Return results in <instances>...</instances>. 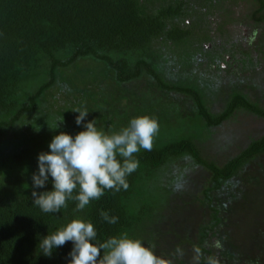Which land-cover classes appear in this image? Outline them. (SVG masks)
<instances>
[{
    "label": "trees",
    "instance_id": "trees-1",
    "mask_svg": "<svg viewBox=\"0 0 264 264\" xmlns=\"http://www.w3.org/2000/svg\"><path fill=\"white\" fill-rule=\"evenodd\" d=\"M232 2L0 0V264H68L72 242L53 249L50 257L41 253L39 242L78 217L94 224V242L128 233L154 246L171 264H197L196 248L202 253L198 264H206L208 256L219 264H264V132L249 137L221 164L209 161L198 146L208 140L209 129L238 111L264 119L259 105L264 90L258 89L264 0H255L248 18L254 22L252 32L259 27L262 35L246 49L228 41L218 44L213 30L203 26L214 15L230 21ZM221 53L241 60L243 71L230 61L227 69L221 63L213 69L215 59L224 62ZM93 62L103 64V75L94 71ZM96 86L116 97L106 112L110 116L98 120L88 113L77 125L79 113L72 109H83ZM125 96L131 105L124 112L118 100ZM60 101L66 105L54 111L51 102ZM116 115L123 118L114 120ZM141 115L158 120L160 135L151 151L136 154L140 164L128 176L127 190H106L80 212L72 201L59 213H44L33 204L38 154L49 151L55 135L75 136L92 120L111 133ZM184 122L197 128L192 135ZM197 167L206 171L200 181L192 171ZM46 190H52L51 177L35 189ZM181 204L195 208L197 216L171 220L164 229L173 208L182 212ZM101 211L118 222L104 221ZM217 240L221 248L214 246ZM177 248L183 255L176 254Z\"/></svg>",
    "mask_w": 264,
    "mask_h": 264
},
{
    "label": "clouds",
    "instance_id": "clouds-1",
    "mask_svg": "<svg viewBox=\"0 0 264 264\" xmlns=\"http://www.w3.org/2000/svg\"><path fill=\"white\" fill-rule=\"evenodd\" d=\"M79 113L75 123L81 125L88 115L86 108H74ZM63 122L59 118L55 127ZM83 131L75 136L61 131L49 145V151L38 154V171L32 175L33 204L44 213H59L75 202V211H83L94 200H99L106 190L119 192L129 188L128 176L139 168L137 155L141 150L151 151L159 133L155 117L141 115L129 120L127 126L107 133L96 127L95 120L83 124ZM51 177L52 190L44 188ZM102 219L110 224L118 217L101 211ZM97 230L91 221L75 218L39 242L41 253L51 256L53 249L72 242L68 264H171V260L156 254L154 246H145L142 240L128 233L111 236L103 242H94ZM216 248H221L219 240ZM198 264L202 253L195 249ZM183 255V250L176 249ZM206 264H219L215 256L205 258Z\"/></svg>",
    "mask_w": 264,
    "mask_h": 264
},
{
    "label": "rangeland",
    "instance_id": "rangeland-1",
    "mask_svg": "<svg viewBox=\"0 0 264 264\" xmlns=\"http://www.w3.org/2000/svg\"><path fill=\"white\" fill-rule=\"evenodd\" d=\"M242 2H237L236 6V10L233 11V15H235L236 22L232 23V18H230V25H225L223 24V26L225 27V29H221L222 33H221V37L225 40V41H229L230 39L228 37H230L231 39H236L237 41H240L238 39L237 36H235V32L237 33L238 31L236 30L237 28L234 27L236 26V24H241V26H244V24H246L247 22H250V20L248 18L249 14H251L252 10L255 8V5L257 3H255V0H241ZM234 5V4H233ZM232 5V7H233ZM237 12V13H236ZM237 14L241 15V18H238ZM245 17V18H243ZM247 17V18H246ZM227 24V23H226ZM240 29V33L242 35V29L239 27ZM256 29L258 30L257 32V38L260 37L262 34L260 33V28L256 27ZM260 35V36H259ZM236 37V38H235ZM207 48V47H206ZM261 63H259L258 67H261L263 69V74H260L261 77L259 78L261 80L260 83V88H258L259 90H264V63L262 61H260ZM95 63V69L94 71H98L99 75H103L104 69L103 68V64L98 63V62H93ZM227 63H229L228 60H224V62L222 63V68L223 69H227ZM215 68V67H213ZM243 71V69L241 67H239V69L237 71ZM87 71V70H86ZM103 71V72H102ZM90 76V73H88ZM145 80V79H144ZM143 79H141V83L144 81ZM263 81V83H262ZM102 83H104V80H102ZM134 83H130V86H133ZM220 84L224 87L225 84L221 83ZM128 85L129 89H131V87ZM127 86V85H126ZM258 86V87H259ZM127 87V88H128ZM134 87V86H133ZM96 91L92 92L86 99L85 104L83 105V108H86L88 111L89 109L86 106H90L93 108L92 111H89V115L93 118H108V116H110V114L106 113L109 112L110 113V109H111V103H112V99H115V96H111L108 94H104L103 92V88L101 89L100 86H96ZM139 90H142V86L139 87ZM112 91V90H111ZM117 91V90H115ZM123 91V90H122ZM121 91V92H122ZM254 91V90H253ZM253 91H251L249 93V98L253 101L255 100L256 96L254 95ZM115 94H120V92H116ZM61 98H66V97H62ZM122 98V97H121ZM71 102H73V99ZM65 101L66 100H62ZM81 97L79 98V101L81 103ZM119 106L124 107L127 105H131L129 103L128 97L125 96L122 99H119ZM66 105V103L63 102H58V103H54L51 102L50 107L54 110L57 111L58 106H64ZM260 106H264V101H261L259 103ZM104 109V110H101ZM125 112V110H124ZM113 113V111H111V114ZM108 114V116H107ZM100 115L101 118L99 117ZM119 118H123L122 115H116L114 120H117ZM192 122H194V120H191ZM189 122V121H188ZM100 123V122H99ZM190 125V123H189ZM187 123H183L182 127L185 128V130H187V132H189L188 134L192 135V132H195L197 128L193 127L192 125L189 126ZM191 127V130H190ZM101 130V129H99ZM210 131V135L208 140H206L205 142L199 143V147L201 148V153L203 156H205L209 161H213L215 163H223L224 161H226L228 158H230L231 156H233L238 150L237 147L240 144H243L244 141H246L249 137L253 136V138H257L259 137L263 132H264V119L258 118L255 115H252L250 113L247 112H242V111H238L237 113L234 114V116H232L231 119L223 122L222 124H220L218 127L214 128V129H209ZM158 135H160V133H158ZM192 171H196V175L193 174L195 176V178L200 181V178L202 176H205L206 171L203 170L202 168H194V170ZM189 175H191L190 173H188ZM177 207L173 208L172 210V214L169 215V218H167L166 220H170L168 223H165V226H163L164 229H168L170 226V222L171 220H175L178 221V219H182L184 218L186 215L190 216V215H194L197 216V214L194 212L193 207H189V206H184L183 204H181V209L182 212L179 214L178 211L177 213H174L176 211ZM188 211H190V213H187ZM194 213V214H193ZM193 223V221H192ZM194 224V223H193ZM244 225V224H242ZM170 239V236L169 238ZM191 254V253H188Z\"/></svg>",
    "mask_w": 264,
    "mask_h": 264
},
{
    "label": "flooded vegetation",
    "instance_id": "flooded-vegetation-1",
    "mask_svg": "<svg viewBox=\"0 0 264 264\" xmlns=\"http://www.w3.org/2000/svg\"><path fill=\"white\" fill-rule=\"evenodd\" d=\"M242 2L241 0H236V2H232L231 0H230V2H232V5H233V7H231L232 5H230L229 7H231L232 8V10L234 11V10H236V4H237V2ZM237 13V12H236ZM233 16V18H232V23L233 22H236V21H239V20H236V18H235V15H232ZM237 16H238V18H241V15L239 14H237ZM243 18H245V17H243ZM207 20H209V22L211 23V26H209L206 22H208ZM207 20H206V22H205V24L203 25V26H208L209 28H211L213 31L211 32V36H212V39H216L217 40V43L218 44H221V43H223V42H226L222 37H221V34H219L218 33V30H221V29H225V27L223 26V24H225V25H230V21H227V19L226 18H224V17H218V15H214V16H211V17H207ZM250 20V19H249ZM187 23H188V21H187ZM227 23V24H226ZM253 24H254V22L252 21V20H250V22H247L246 24H244V26H241V24H236V26H234V27H236L237 29V33L235 32V36H237L238 37V39L240 40V41H237L236 39H231V38H229L230 40L228 41V45H240V46H242L243 48H247V44L248 43H250L251 41H253L254 42V44H256V42H257V33L255 34V33H253L252 31H253ZM239 27L243 30L242 31V35L241 34H239L240 33V29H239ZM221 28V29H220ZM254 30H257V29H254ZM257 32H258V30H257ZM236 38V37H235ZM250 38V39H249ZM206 47L207 48H210L211 47V45L210 44H208V45H206ZM220 54V53H219ZM257 54V53H256ZM221 55H225V54H223V53H221ZM224 58H225V60H228V61H230L229 59L231 58L230 56H228V55H225L224 56ZM240 59V58H239ZM220 63H221V66H222V63L223 62H220L218 59H215V63H214V65H212L211 67H215L216 68V66H219L220 65ZM230 64L233 66V67H235V69L236 70H238L239 69V67H242L243 65H242V62H241V60H238V58H233L232 59V61H230ZM215 68H213V69H215ZM223 69V68H222Z\"/></svg>",
    "mask_w": 264,
    "mask_h": 264
}]
</instances>
